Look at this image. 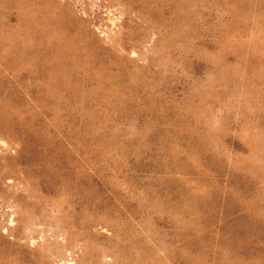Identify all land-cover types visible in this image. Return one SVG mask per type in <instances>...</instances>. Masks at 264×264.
<instances>
[{
  "label": "rangeland",
  "instance_id": "obj_1",
  "mask_svg": "<svg viewBox=\"0 0 264 264\" xmlns=\"http://www.w3.org/2000/svg\"><path fill=\"white\" fill-rule=\"evenodd\" d=\"M0 264H264V0H0Z\"/></svg>",
  "mask_w": 264,
  "mask_h": 264
}]
</instances>
